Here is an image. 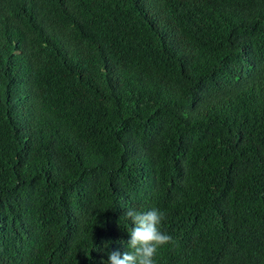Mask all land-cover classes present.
<instances>
[{"label":"trees","instance_id":"16d2710c","mask_svg":"<svg viewBox=\"0 0 264 264\" xmlns=\"http://www.w3.org/2000/svg\"><path fill=\"white\" fill-rule=\"evenodd\" d=\"M264 264V0H0V264Z\"/></svg>","mask_w":264,"mask_h":264},{"label":"clouds","instance_id":"9594fccd","mask_svg":"<svg viewBox=\"0 0 264 264\" xmlns=\"http://www.w3.org/2000/svg\"><path fill=\"white\" fill-rule=\"evenodd\" d=\"M132 224L127 246L132 251L121 254L118 251L108 253L107 264H154V255L158 246L171 241V237L160 231L159 225L164 213L156 208L145 212L127 209L124 214Z\"/></svg>","mask_w":264,"mask_h":264}]
</instances>
